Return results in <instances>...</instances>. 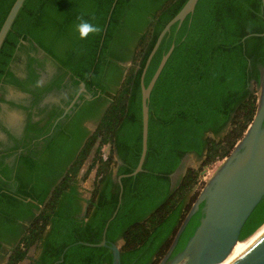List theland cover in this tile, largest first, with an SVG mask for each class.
I'll return each instance as SVG.
<instances>
[{
	"label": "trees",
	"instance_id": "obj_1",
	"mask_svg": "<svg viewBox=\"0 0 264 264\" xmlns=\"http://www.w3.org/2000/svg\"><path fill=\"white\" fill-rule=\"evenodd\" d=\"M15 1L0 0V29ZM187 1L24 2L0 50L3 264H112L109 249L83 243L101 242L119 205L117 177L137 167L141 74L159 34ZM80 19L100 27L99 34L79 39ZM261 34V0H199L162 40L145 86L171 45L174 50L148 101L143 171L121 180V203L106 232L107 244L119 247L120 264L161 262L200 196L195 189L204 169L228 158L243 139L264 69V36L251 35ZM81 84L84 92L64 116L62 106ZM49 95L60 102H47ZM12 112L24 117L20 134L5 126ZM88 123L95 124L92 131ZM188 155L200 164L173 184L170 176ZM91 172L85 198L81 182ZM202 208L182 230L173 256L198 227ZM263 235L264 198L242 228L241 246Z\"/></svg>",
	"mask_w": 264,
	"mask_h": 264
},
{
	"label": "water",
	"instance_id": "obj_2",
	"mask_svg": "<svg viewBox=\"0 0 264 264\" xmlns=\"http://www.w3.org/2000/svg\"><path fill=\"white\" fill-rule=\"evenodd\" d=\"M25 1L16 0L11 7L0 29V50ZM198 2L199 0H188L181 11L167 23L159 34L146 60L140 78L142 113L141 153L135 170L131 174L117 177V183L120 188L119 205L123 191L121 180L134 177L143 171L148 142V101L163 68L174 50V45H171L168 52L162 57L157 70L147 86L144 83L145 74L164 37L174 25H177L178 29L181 27L185 19L194 13ZM261 3L264 20V0H261ZM251 36L258 37L264 36V34ZM261 84L263 92L260 103H258L256 115L246 134L230 156L225 159L224 163L212 173L200 193L196 204L178 230L166 259L160 264H231L237 258L240 251V241H242L240 240L242 228L253 210L264 198V69L261 71ZM84 90V84H81L78 95L65 110L64 116L77 102L79 95ZM178 170L170 177L172 178ZM202 203V218L198 227L188 239L183 250L168 260L174 251L179 235ZM119 205L104 227L101 242L99 244L83 243L88 247L109 249L113 254L112 264H120V250L116 245L107 244L106 232L110 222L117 214ZM59 262L61 263L62 259ZM232 264H264V236Z\"/></svg>",
	"mask_w": 264,
	"mask_h": 264
},
{
	"label": "rangeland",
	"instance_id": "obj_3",
	"mask_svg": "<svg viewBox=\"0 0 264 264\" xmlns=\"http://www.w3.org/2000/svg\"><path fill=\"white\" fill-rule=\"evenodd\" d=\"M256 89H257V106H258V103H260V99H261V96H262L263 87L261 85V86L257 87ZM19 121H20V119L17 120L16 123L20 124ZM87 126H88L89 130L92 131L94 129V127H95V124L94 123H88ZM224 161H225V159L222 160V161L216 162L213 165H211V166L207 167L206 169H204V171L202 173V177H201V181H202L203 185L202 186H198L195 189V191H198L199 193L202 192L203 188L205 187V185L208 182L209 178L211 177L212 173L215 170H217L224 163ZM199 164H200V160L197 157H195L193 155L186 156L184 158L183 163H182L181 167L179 168L178 172L172 177L173 184H175L179 180V178L182 177V175L184 174L186 169H188V168H196V167H198ZM89 165H90V160H88L85 163L84 167L82 168L81 173H80V179L83 177V174L85 173V171H86V169H87V167ZM94 175H95V173L91 172L90 175L87 177V179L85 181L81 182L82 193H83V196L85 198H88V196H89V191L92 188ZM260 239H261V237L258 240H260ZM257 241L252 242L249 245H251V244L253 245ZM244 249H242L239 252L238 256L243 252ZM32 254H33V251L30 252V255H32ZM0 264H3V261L0 260ZM22 264H27V261L23 262Z\"/></svg>",
	"mask_w": 264,
	"mask_h": 264
},
{
	"label": "flooded vegetation",
	"instance_id": "obj_4",
	"mask_svg": "<svg viewBox=\"0 0 264 264\" xmlns=\"http://www.w3.org/2000/svg\"><path fill=\"white\" fill-rule=\"evenodd\" d=\"M46 77L45 76H42V80H44ZM262 85V84H261ZM260 85V86H261ZM8 98L9 99H15V97H14V95L12 94V93H10L9 95H8ZM48 101H51V102H56V103H59L60 102V100L59 99H57V98H55V97H53V95H49L48 96V98H47V102ZM71 105V104H70ZM69 105V106H70ZM68 106V107H69ZM68 107H64V106H62V108L64 109V112H65V110L68 108ZM20 119V121H19V123L20 124H18V123H16V121L17 120H19ZM4 120V123H5V126L7 127V129L9 130V131H11L12 133H14V134H20L21 133V131H22V127H23V121H24V117L22 116V115H20V114H18V113H16V112H12V113H8L7 115H6V119H3ZM35 120H39V118H35ZM15 126V127H14ZM87 126V125H86ZM88 127V126H87ZM0 135H2V137H0V139H2V138H4V136H3V134H1V132H0ZM168 253V252H167ZM167 253H166V255L162 258V260H161V262L163 261V260H165L166 259V257H167ZM174 256H173V253L171 254V256L169 257V259L168 260H170V259H172ZM167 260V261H168ZM160 262V263H161ZM159 263V264H160Z\"/></svg>",
	"mask_w": 264,
	"mask_h": 264
},
{
	"label": "clouds",
	"instance_id": "obj_5",
	"mask_svg": "<svg viewBox=\"0 0 264 264\" xmlns=\"http://www.w3.org/2000/svg\"><path fill=\"white\" fill-rule=\"evenodd\" d=\"M75 31L78 33L79 39H86L91 34H99L101 29L88 21L80 19V22L75 26Z\"/></svg>",
	"mask_w": 264,
	"mask_h": 264
},
{
	"label": "bare ground",
	"instance_id": "obj_6",
	"mask_svg": "<svg viewBox=\"0 0 264 264\" xmlns=\"http://www.w3.org/2000/svg\"><path fill=\"white\" fill-rule=\"evenodd\" d=\"M263 236H264V235H263ZM263 236H261V238H262ZM241 245H242V244L240 243V251H241L242 249H244V248H245V249H244L243 252H242V253H241V254L235 259V261H236V260H237L242 254H244V253H245V252H246V251L252 246V244L249 245V246H246V247L241 246ZM253 245H254V244H253ZM240 251H239V252H240ZM238 254H239V253H238ZM233 262H234V261H233ZM233 262H232V263H233ZM232 263H231V264H232Z\"/></svg>",
	"mask_w": 264,
	"mask_h": 264
},
{
	"label": "crops",
	"instance_id": "obj_7",
	"mask_svg": "<svg viewBox=\"0 0 264 264\" xmlns=\"http://www.w3.org/2000/svg\"><path fill=\"white\" fill-rule=\"evenodd\" d=\"M0 137H2V135H0Z\"/></svg>",
	"mask_w": 264,
	"mask_h": 264
}]
</instances>
